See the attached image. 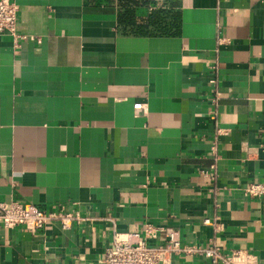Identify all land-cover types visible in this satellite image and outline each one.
Segmentation results:
<instances>
[{"label":"crops","instance_id":"obj_1","mask_svg":"<svg viewBox=\"0 0 264 264\" xmlns=\"http://www.w3.org/2000/svg\"><path fill=\"white\" fill-rule=\"evenodd\" d=\"M13 1L26 37L0 34V201L85 220L0 228V264H101L113 228L145 222L264 261V197L243 193L264 182V0ZM124 12L178 31H128Z\"/></svg>","mask_w":264,"mask_h":264},{"label":"built area","instance_id":"obj_2","mask_svg":"<svg viewBox=\"0 0 264 264\" xmlns=\"http://www.w3.org/2000/svg\"><path fill=\"white\" fill-rule=\"evenodd\" d=\"M17 4L13 0H0V34L11 36L13 45L18 47L25 39L17 29ZM134 109H141V103H135ZM214 119V116H211ZM217 133H221L220 130ZM215 153V146L210 148ZM248 196L264 197V182L251 181L243 188ZM85 220L79 211L68 205L44 209L32 203L19 200L0 201V228L22 227L33 233L46 226L58 223L62 229ZM202 223L210 225L215 234L223 230L219 216L205 217ZM165 232L160 241L159 235ZM199 257L209 264H264L246 249H232L225 252L213 238L206 243H186L181 240L177 229L145 222L137 231H118L113 228L111 239L104 248L101 264H171L174 256Z\"/></svg>","mask_w":264,"mask_h":264},{"label":"trees","instance_id":"obj_3","mask_svg":"<svg viewBox=\"0 0 264 264\" xmlns=\"http://www.w3.org/2000/svg\"><path fill=\"white\" fill-rule=\"evenodd\" d=\"M131 0H127L129 3ZM159 17L156 14H153L149 16L144 22H141L140 24H136L135 20L129 12H124L122 15H120L119 22L124 26L128 27V31L136 32V33H146L151 31V28H158L156 31L162 32V33H175L178 31L177 28L174 27V29H166L165 27H160L158 21Z\"/></svg>","mask_w":264,"mask_h":264}]
</instances>
